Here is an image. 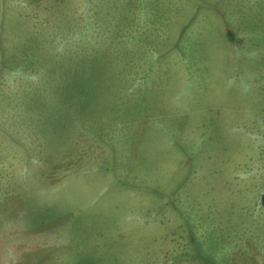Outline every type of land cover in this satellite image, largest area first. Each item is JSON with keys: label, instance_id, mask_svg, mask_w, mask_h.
Returning <instances> with one entry per match:
<instances>
[{"label": "rangeland", "instance_id": "374dc122", "mask_svg": "<svg viewBox=\"0 0 264 264\" xmlns=\"http://www.w3.org/2000/svg\"><path fill=\"white\" fill-rule=\"evenodd\" d=\"M44 3L0 0V264H264V0Z\"/></svg>", "mask_w": 264, "mask_h": 264}, {"label": "crops", "instance_id": "0c3cea01", "mask_svg": "<svg viewBox=\"0 0 264 264\" xmlns=\"http://www.w3.org/2000/svg\"><path fill=\"white\" fill-rule=\"evenodd\" d=\"M45 3H44V5H45V7L48 5V7L47 8H50V10H52V5H51V0H43ZM43 4V3H42ZM56 5H57V2H56ZM3 6H6L4 3H3ZM52 12H54V11H51V14L48 16V17H50L51 15H54V13L52 14ZM52 17V16H51ZM14 17H11L10 16V18H9V20H8V23L6 24V25H8L9 23H11V21L13 22V24H17L18 25V22H20V19H19V16H17L16 17V19L14 20L13 19ZM5 26V25H4ZM23 30L24 29H22L21 31L23 32ZM38 31H39V29H38ZM21 32V33H22ZM25 32V31H24ZM30 33V32H29ZM31 33H35V31H33L32 30V32ZM2 43V42H1Z\"/></svg>", "mask_w": 264, "mask_h": 264}]
</instances>
